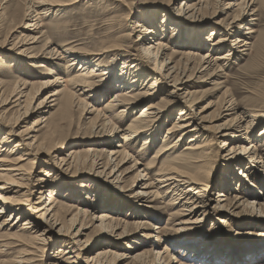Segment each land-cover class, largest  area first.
<instances>
[{
	"label": "rangeland",
	"instance_id": "obj_1",
	"mask_svg": "<svg viewBox=\"0 0 264 264\" xmlns=\"http://www.w3.org/2000/svg\"><path fill=\"white\" fill-rule=\"evenodd\" d=\"M31 1L0 0V85L6 93L1 97L0 102L8 99L15 87L25 93L20 107L10 110L12 108L10 104L0 109V112L7 111L4 122L0 121V133L2 131L0 141L6 136L5 132L12 133V136H9L10 146L4 156L11 164L10 162L6 164V168L17 164L19 157L25 160L19 163L18 167L22 169L23 178L26 180L20 181L24 187L21 192L24 194L21 203L26 209L33 212L34 203L39 201V189L35 184L40 177L48 179V189L51 190L45 192V197L49 199L51 192L56 195L54 199L58 211L57 224L60 225H56L48 235L52 238L48 249L36 253L38 257L35 264H51L54 261V256L57 255L60 247L59 239L63 238V235L57 233L61 226L71 237L78 234L74 239L79 245H73L75 247L73 250L79 254L77 260L79 264H97L99 261H107L109 264H142L136 260L139 255L147 256L146 264L153 262L154 264H198V258L204 254L203 252L208 254L209 258H218L215 264H264V190L260 195L258 190L264 188L262 185L264 164L260 165V168H254L256 172L252 174L251 179L243 176L246 170L241 165H234L233 170L230 171L229 162L233 160L230 153L223 152V157L219 155L222 143L229 139L219 137L217 134V130L225 124L229 127L238 124L236 117L243 112H246L244 123L249 124L251 119L249 114L256 110L259 111L257 112L259 118L256 119V125H251L255 128L252 130V136L259 138L264 128V0L254 1L252 10H257L254 16H250L251 11H247L249 13L240 18L243 22L240 35L253 43L249 47V52L241 53V50H238V53L229 60H222L217 66L208 67L206 71H203L205 68L201 64L199 66L202 58L209 54V57L216 59L230 50L236 34V29L233 28L236 23L231 22L239 11L237 7L231 9L226 7L230 2L239 3L242 0L206 2L207 6L199 15L202 19L198 18L201 25L195 31H202L201 35L204 37V44L201 43V46L197 44L198 48L193 46L194 43L190 41L186 32L181 31L180 28L178 32L176 24L187 22L178 13L182 4H195L201 0H36L42 4L38 13L45 12L39 15L42 16L40 25L42 24L43 27L38 33L31 29L29 31L26 27L30 19L25 16L33 14L34 11ZM73 2L75 3L72 4ZM251 2L252 0H249V4ZM64 4L72 5L62 7ZM46 9L47 11H44ZM164 15L170 21L164 32H161ZM151 16L157 20L151 19ZM251 19L253 21H250ZM138 22L148 27L152 26L154 30L157 28L161 33L149 38L150 40L136 42L133 45L132 42L138 39V35H131V29ZM229 26L233 28V37H230L222 48L212 50L213 43H216L222 33H226L225 30ZM251 31L254 33L249 37L247 33ZM32 37H38L37 42L33 43ZM158 39L168 45L165 51L167 57L160 58V63L168 60L172 55L173 64L180 65L182 69L187 70V76H192L190 82L193 85L186 90L193 96L188 102L190 108L187 107L188 112L193 114L189 118L194 117L195 126L199 125L206 129V132H201L209 135L208 140L215 137L211 143L214 145L211 149L213 163L211 176L207 181L209 188L198 199L197 203L201 202L198 207L201 208L187 216H183L187 212L179 205V200L177 202L180 191L170 183L160 184L155 181L153 187L148 190H140L137 187L153 182L157 177L156 174L161 172L166 163L177 158L191 157L188 156L187 150L191 144L189 143L191 134L185 135L187 138L184 139V143L166 155L159 154L163 146L170 144L172 146V142L181 134H187L186 131L168 134L178 122L180 110L185 107L183 99H180L182 101L180 103L171 106L168 103L163 106V110L166 111L159 120L158 126H161V129L156 127L151 137L147 136L148 133H143L133 140L130 147H127L129 143L124 141L129 135L128 127L139 118L144 108L152 103L161 105L166 103L171 88L165 89L164 91L168 93H164L159 91L161 87L154 86L155 89L150 92L154 93L157 90L156 94L154 93L155 97L153 99L144 97L146 100H142L137 109L128 107L123 113H121L122 108L105 111L113 120L112 124L106 127L98 121L97 111L101 112L104 104L111 100L119 89L95 102L80 95L85 88L78 87L76 93L84 99V102L86 101L88 107L71 106L66 110L59 103L45 110L44 113L34 112L43 98L47 96L51 98L49 94L52 92L61 93L57 99H65L68 93H72V87L67 83L70 78L77 75L80 64L79 67L67 69L70 64L69 59L53 60L51 55L54 50L60 52L64 47L65 50L76 48L74 50L79 52H96L106 46L120 45V49H123L120 53L127 56L126 61L138 59L140 67H144L142 72L152 75L147 65V58H141L140 50L143 44ZM25 43L29 47L30 54L23 57L17 49ZM130 54L137 57H130ZM29 55L35 57L31 58ZM111 60L104 56L99 62L95 61L94 65L89 67L87 75L91 74L93 68L95 71L99 70L98 63L101 64L100 67L103 65L108 67L111 65ZM123 65L124 61L121 58L115 62L113 73L111 71L115 82L120 79ZM162 76L164 75L153 73L154 79H142L133 88L132 94L137 95L147 91L149 86L156 80L160 81ZM55 78H59L57 85L49 89L43 86L46 81ZM100 78H96V81ZM23 84H26L25 88ZM229 101L234 103L237 109L236 114L231 113L227 116L221 105L224 103L228 108L231 104L227 103ZM24 108L30 109L29 112L33 113L22 116ZM93 110L94 112L90 114ZM44 120L47 121L44 123ZM35 121L42 122L38 127L40 131L36 133L39 141L31 148L22 146L19 151L10 153L17 143L23 144L22 141L26 140L23 131ZM240 134L245 136V131ZM166 135L168 141L164 143ZM249 135L251 134L248 131L246 136ZM260 141L258 152L264 154V139ZM233 145L237 148L239 143L235 142ZM124 151L130 154L129 159H126ZM115 152L119 153L111 155ZM247 157L249 155L245 158ZM64 159L68 160L69 166H61V161ZM122 159L127 160V163L121 165ZM134 161L138 163L135 169L132 168ZM115 162L119 167L114 166ZM146 167L151 168L147 177L150 181L140 183V171ZM197 169L199 168L189 171L208 176V170ZM112 171L114 174L111 175ZM228 171L234 172L239 178L238 183L234 181L230 188L222 187L220 181ZM46 173L50 176L46 177ZM6 178L13 179L8 175ZM56 185H60L63 190ZM220 192H225L228 196V201L225 203L232 205L230 207L232 210L229 212L221 210L220 203H217ZM2 195L7 198L13 193ZM192 199L197 198L193 196ZM252 202L255 206L253 209L242 204ZM7 216H10V212L1 216L0 221ZM101 216L105 217L104 222L97 221ZM27 218L29 216L24 217L21 223ZM42 230L44 227L39 228L38 231ZM16 234L25 238H0V264H14L19 258H27L28 254L33 252L27 242L29 235ZM185 248H190L192 251ZM105 251H109L108 258L92 261L98 253ZM160 254H163L162 259L157 260Z\"/></svg>",
	"mask_w": 264,
	"mask_h": 264
},
{
	"label": "bare ground",
	"instance_id": "obj_2",
	"mask_svg": "<svg viewBox=\"0 0 264 264\" xmlns=\"http://www.w3.org/2000/svg\"><path fill=\"white\" fill-rule=\"evenodd\" d=\"M207 1L209 0H201L199 3H195V4H185L184 3L179 7V11H178V13L181 14L183 18L187 20V22L186 24H180L182 26L184 25V27H180L179 23L176 24L177 26L176 28H178V30L180 28L181 31L186 32L187 36L190 38V41L194 43L193 46L196 48L199 47L197 44H200V46H201V43L204 44V37L201 35L202 31H197V32L195 31L198 30L196 28L201 25L199 24L200 22L198 18L202 19L199 15L201 14L200 13L201 10L207 6V3H206ZM254 1L255 0H252L251 4H249V0H242L239 3L238 1H234L235 3L230 2L228 4L226 8L231 9L233 7H237L238 8L237 10L239 11L236 14L234 20L231 22L232 24L236 23V25L233 27L236 29L235 30L236 34L232 40V45L230 46V50L228 51L227 54H223L222 56L216 59L209 57V54L206 55L204 58H202L199 61V66L201 64V66L205 68L203 71H206L208 67L217 66L218 62L222 60L224 61L229 60L230 57L238 53V50H241V53L249 52V47L252 46L253 43L251 42L250 39H243L242 36L240 35L239 31H241V28H243L242 26L243 22L241 21L240 18L242 17V15H245L246 13L248 14L249 12L247 11H251L250 16L252 15L254 16L256 14L257 10H252V8L254 7ZM39 2H37L36 0H32L31 6H33L34 8L33 14L31 15L29 14L30 16L29 15L25 16L27 17V19H30L29 23H27V26H26L27 29H29V31L31 29V31L35 33H38L39 29L43 27L42 24L40 25V23H42V20H41L42 16L40 17L39 15H43L45 13L43 11L41 13H38L39 12L38 9L42 7V4ZM75 2H73L72 4H74ZM72 4H64V6L62 7H65L67 5H72ZM224 10H227V9H224ZM44 11H47V9ZM34 14L36 15L34 16ZM166 17L167 16L164 15V18L162 19L161 25H163L162 26L163 30H161V32H164L165 28L169 24L168 21L170 20ZM150 18L157 20V18H155L154 16H151ZM207 19L215 20L213 18H207ZM250 21H253V19H251ZM230 28L231 26H229L225 30L226 33L224 34L222 33L219 36V39L216 41V43H213L214 46L212 47V50H217L218 48L219 49L222 48V46L226 44V41H228L230 37H233V33H232L233 28L231 29ZM156 30H154L152 26L148 27L146 24L142 25L140 22H138L136 26L131 29V35L132 34L135 36L138 35V39L132 42V44L134 45L136 42L142 43L146 40H150L149 38H154L155 36H157L156 34L161 33L160 30L158 31L157 28ZM178 32H180V30ZM252 33L254 32L251 31L247 33V35H249L250 37ZM37 38L38 37H32L31 40L34 41L33 43L37 42ZM182 43L184 44V41ZM14 47H18V46L14 45ZM74 49L65 50V48L63 47L60 52L54 50L51 55L53 60L55 61H60L62 59L68 58L70 64H68L67 69L73 68L75 66H78V64H80V68L78 70L77 75L70 78V80H68V83H67L68 85H71L72 93H68L65 99L64 98L57 99V97H59L61 93L52 92L51 94H49L51 98H49L48 96L46 98H43L41 100L42 102L39 104V106H37V109H35L34 112L38 114L44 113L45 110H48L49 108H53L59 103H61V106L65 108L66 110H69L71 106L78 107V108H80V106L88 107V104L85 103L86 101L84 102V99L80 98L79 95H77L76 90L78 89V87L85 88L80 95L84 96L87 99H93L95 102L99 100V98L112 93V91H114L115 89H119L114 94V97L104 104L103 110L101 112L96 110L98 121L101 122L106 127L108 125H111L113 120H112V117L109 116L108 113H106L105 111H109V110L111 111L116 108L117 109L122 108L123 110L121 111V113H123L125 108H128V107L137 109L140 106V102L142 100H146V98L153 99V97H155L154 93L157 92V90L154 93H151L150 91L154 90L156 87H161L159 91L161 90L164 93L165 92L168 93V91H164L165 89L170 90L171 88L170 94H168L169 96L167 97L169 98V100L166 103L162 105L152 103L150 105H147L144 108V111L139 116V118L135 119L133 123H131L130 126L128 127L127 133L129 135H127V137L124 138V141L128 142L129 145L127 147H130V145H132L133 140H136L143 133H148L147 136L151 137L158 127L159 129H161V126H158L159 120L161 119L162 114L165 113L166 111V110H163V106H165L168 103H170V106L173 104L180 103L182 102L180 101V99H183V103L185 104V107L182 110H180L179 120L178 122L175 123L174 127L170 130V132H168V134L177 133V132L183 133L185 131L187 132V134L186 133L181 134L179 138H177L174 142H172L173 143L172 146L171 144L167 146H163L159 154L166 155L167 153H169L170 151H172L173 149L177 148L182 143H184L183 142L184 139L187 138V136L185 137V135L191 134L192 138L190 139V142H189L191 144H189V146L187 147L188 156H191V157H188L186 159L177 158V160H173L172 162L166 163L167 165L163 166V169L161 170V172L159 171L160 173L156 174L157 177L153 179V182L151 181L150 183H144L137 187H139L140 190H144V189L148 190V189H151L150 187H153L155 181L160 184L170 183V185L175 186V188H177V190L180 191V195H178L179 198L177 199V202L179 200V205L184 207L185 208L184 211L187 212L186 214H183V216L192 215L196 211V209L201 208V207H198V205L201 204V202L197 203L198 199L201 198V195H203L202 193H204V191H207L209 188V185H207L208 184L207 181L211 176L210 172H211V168L213 164L211 160L212 159L211 149H212V146L214 145L211 143L215 139L214 137V139L208 140L209 135L207 133L202 134L203 131L206 132V129L202 128L199 125L195 126L196 120L194 117L189 118L190 115L193 116V114L188 112L187 107H189L188 102L191 101V98L193 96L187 93L186 90L193 85L191 84L192 82H190L192 80L191 78L192 76H187L186 75L187 70L182 69L180 65L176 63L173 64L172 55L169 56L168 60L164 61L163 63H160L159 61L160 58H163L164 56L167 57L165 54V51L168 49V45H165V43L162 42L160 39L150 41V43L143 44L140 50L141 58H144V57L147 58V63H148L147 65H149V70L151 71L152 75H147L142 72L144 70V67H140L141 64L138 59H133V61L128 59L126 61L125 59L127 56L120 53V51H123V49H120V45L106 46L96 52H79L78 50H74ZM17 52L23 57H26V55L30 54L29 47H27L26 43L22 44L17 49ZM29 56L31 58L35 57L34 55H29ZM104 56L112 59L111 65H109L108 67L106 66L104 67V65L100 67L99 65L101 64L98 63L97 65L99 67V70L95 71V68H93L90 71L91 74L87 75L88 70L90 69L89 67L91 65H94L95 61L99 62L101 58ZM129 56L135 57V58L137 57L136 55H133V54H130ZM120 58L124 61V65H123V68L120 74V79H118L115 82L114 76H112L111 71L113 73L115 62ZM158 66H160V68ZM153 73H157V74L159 73L160 75H164V76L161 77L160 81L156 80V82L151 84V86H149L147 91H144L143 93L137 94V95L132 94L133 88H135L136 84L140 82L142 79H148V80L154 79ZM100 76L102 77L100 78ZM96 78H100V79L96 81ZM58 83H59V78H55V79L46 81L43 84V86L49 89L53 87L54 85H57ZM23 86L25 88L26 84H23ZM124 88H127V89H124ZM4 94L6 93L3 90V87L0 85V99L1 97H4L3 96ZM24 94H25L24 92H21L18 88L15 87L14 90L11 92L10 96L8 97V99H5L2 102H0V109H3L5 106L10 105V104H12V108H10V110L20 107L23 103L22 98H25ZM227 103H231L228 108L224 105V103L221 105V108L224 109L225 112H227L226 115L228 116L231 113L236 114L237 108L235 107L234 103H232L231 101ZM90 105L91 104H89V107H91ZM2 111L0 112V121L4 122L5 114L7 111L5 112H2ZM29 111L30 109L24 108V112L22 116L23 115L27 116L29 113H33ZM93 112L94 110L91 111L90 114H92ZM257 112L259 111L256 110V111H253L251 114H249V117L251 119L249 121V124L247 125L244 123L246 112H243L241 113V115H238L236 117V121H238V124L230 126V127L227 124H225L219 130H217L218 131L217 134L219 137H227L229 139L228 141H224L222 143L221 152L218 151L221 157H223V152L225 153L229 152L230 153L229 155L233 158V160L229 162L231 163L228 166L229 170L230 171L233 170L234 165H241V167L245 168L246 170V172L243 173V176L245 175V177H249L250 179L252 177V174L256 172L254 168H260V165L264 164V154L262 153L259 154L258 152L259 144H261L260 140L264 139V128L262 132L260 133V136H258L259 138L256 139V137L252 136V130H255V128H253V126L251 125H256V122H257L256 119L259 118ZM46 121L47 120H44L43 122L45 123ZM41 123H39V121H35L31 125L27 126L25 131H23V135H24V138H26V140L22 141L23 144L17 143L15 148L12 149L10 153H15L19 151V148L22 146H24L25 148H31L32 146H34L39 141V137L36 136V133L40 131L38 127ZM261 123L263 122L261 121ZM44 127L45 126H43V128ZM242 131H245V136H242L240 134V132ZM248 131L250 132L251 135L246 136ZM5 135L7 137L4 136L2 141H0V218L3 215L9 214V212H10V216L9 217L7 216V218L2 219V221H0V232H2L0 233V238L10 237V239H13V238H17V239L23 238L24 239L25 238L24 236H19L16 233H22V235H26V234L29 235V241L27 242H28L29 248L32 249L33 252H31V254H28L29 257L27 258H23V257L19 258L18 260L15 261L14 264H35V262L37 261L36 257H38L36 256V253L38 251H41L42 249L44 251L48 249L52 241V238H49L48 235L53 231L52 230L53 228H56V225H60V224H57L58 223L57 222L58 211H57V205H56L57 203L55 204L56 201L54 199V196L56 195H54V193L51 192L49 193L50 195L48 196L49 199L45 197V192L46 191L50 192L51 190L48 189L49 187L48 179L44 177H40L38 178V180H36L37 183L35 184V186H37V188L39 189L38 194H40V197L38 198L39 201L34 203L35 210L32 212V210L25 208L24 204L21 203L23 201L22 195H24V194H21V192L24 189V187L22 186V184H20V181L21 180L26 181V180H24L23 178L24 174L22 172V169L18 167L19 163L25 160L20 159L22 157H19L17 159L18 160L17 164L15 165L13 164V166L11 165V168H6L7 166L6 164H8L10 160L5 158L4 156H5V153L8 151V147L10 146L9 136H12V133L5 132ZM165 139L166 140H164V143L168 141L167 140L168 135L165 136ZM26 141H30V142L26 143ZM235 142L239 143L237 148L233 147L234 146L233 144ZM118 153L119 152H115L111 155H116ZM124 153H125L126 159H129L131 157L128 152L124 151ZM248 155L249 157H247L246 159L245 157ZM70 159L72 158L70 157ZM165 160H166V157H165ZM171 160H172V157H171ZM111 162H113V160ZM134 162H135L134 166L132 167L133 169H135L138 165L136 161ZM126 163H127V160L122 159L121 165L126 164ZM179 164H181L182 166ZM61 166L63 167L69 166L68 160H65V159L62 160ZM114 166L119 167V164L116 163ZM180 168H183V170H179ZM195 168H199L197 169L198 171L208 170L209 171L208 176L205 177L204 175H201L196 171L195 172L189 171ZM150 170H151L150 167H146L140 171V177H141V179H139L140 183L148 182V180L150 181V179L147 178L148 172H150ZM230 171L226 172V174H224L225 177L220 180L222 187L230 188L232 187V184L234 181H237L238 183L239 178L236 177L234 172H230ZM112 174H114V171L111 172V175ZM7 175L9 177H13V179L6 178ZM45 176L46 177L50 176V174L46 173ZM263 183L262 185L264 186ZM56 187L63 190L60 185H56ZM258 190H259V195H260L262 194L261 191L264 190V188H258ZM5 193H9V194L13 193V195L5 198V196L2 195ZM143 194H147V193H143ZM193 196H195V198L197 199H192ZM218 197L219 198L217 199V203H220L221 210H224L227 212H229V210H232L230 209L232 205H229V203H225L228 201V196L225 192H220ZM257 197H258V193H257ZM239 199L241 200L242 198H239ZM240 200H237V201H240ZM27 201L31 202L30 200H27ZM174 202L176 203V201ZM253 203L254 202L247 203V204L242 203V204L247 208L253 209L255 208ZM242 204H239V205H242ZM257 206H259V203H257ZM27 216H29V218H27L23 223H21L22 219ZM104 218L105 217L103 216L98 217L97 221L100 220V222H104ZM41 227H44V230L38 231L39 228ZM156 229H159V228H156ZM12 232H15V233H12ZM57 233H59L61 236L63 235L62 236L63 238L59 239L58 246L60 247L58 248L57 255L54 256V259H53L54 261L51 264H79L77 262L79 254H77V252L74 251L75 247L73 246V245L78 244V242H76V239H74L78 237V234L71 237L69 233H67L66 230L63 228V226H61L57 230ZM114 233L115 232L113 231V234ZM185 250H191V249L185 248ZM203 253L204 254H202L198 258V264H215V262L219 260L218 258H214V257L209 258L208 254H206L205 252ZM162 255L163 254L158 255L157 260L162 259ZM30 256H33V257H30ZM109 256H110L109 251L98 253L97 256L93 258L92 261L95 262L97 260L106 259ZM146 257L147 256L145 255H139L136 257V260L138 262H141L142 264H146L148 262L145 260ZM97 264H109V263L107 261H103V262L99 261L97 262ZM152 264H154V262Z\"/></svg>",
	"mask_w": 264,
	"mask_h": 264
}]
</instances>
